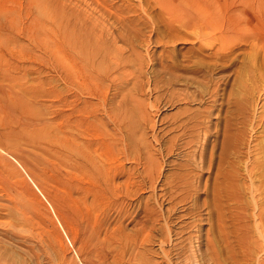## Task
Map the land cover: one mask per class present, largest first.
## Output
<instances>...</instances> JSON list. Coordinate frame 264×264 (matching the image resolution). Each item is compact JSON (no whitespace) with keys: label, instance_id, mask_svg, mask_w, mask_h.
<instances>
[{"label":"rangeland","instance_id":"obj_1","mask_svg":"<svg viewBox=\"0 0 264 264\" xmlns=\"http://www.w3.org/2000/svg\"><path fill=\"white\" fill-rule=\"evenodd\" d=\"M202 2L0 0V264L264 262V0Z\"/></svg>","mask_w":264,"mask_h":264},{"label":"bare ground","instance_id":"obj_2","mask_svg":"<svg viewBox=\"0 0 264 264\" xmlns=\"http://www.w3.org/2000/svg\"><path fill=\"white\" fill-rule=\"evenodd\" d=\"M218 0H203L202 4H201V9L199 11V13H205V17H208L210 15V13H214L216 10H217V7H215V3H217ZM202 5L205 7H202ZM207 13H209V15H207ZM261 29H264V26L261 27ZM260 29V30H261ZM98 30V29H97ZM264 31V30H263ZM264 34V33H263ZM59 35V34H58ZM263 36V35H262ZM261 41L263 42L264 44V39L263 38H260ZM58 43V42H57ZM62 44H60L58 47H59V51L61 53H63L65 55V52L68 48H71V54L69 56L70 59H67L65 61V63H63V66H60V71H69V72H75L76 71V57L73 53V49H74V46H73V42L69 41V38L67 37L66 40L62 41L61 42ZM61 59L63 60L64 59V56L61 55ZM68 76V75H67ZM68 102V101H67ZM262 169V168H261ZM264 170V168L262 169V171ZM249 174L251 173V170L249 169L248 170ZM262 173V172H261ZM252 176V175H251ZM221 185H218V189H222L221 187H219ZM257 192H262V191H258V188H254ZM263 189V188H262ZM223 190V189H222ZM224 191L226 192V189H224ZM258 203L260 204H257L258 206L256 207L258 209L259 207V212H258V219L260 220L261 218L264 217V200H261V201H258ZM257 215V214H256ZM191 243L189 242V245H188V250H189V255H188V258L190 259H193L194 258V252L193 250H191ZM215 248V247H212V249ZM216 249V248H215ZM219 253V251H217ZM216 253V252H214ZM188 254V253H187ZM214 255V254H213ZM217 256L220 257V255L216 253V258ZM184 257V256H183ZM218 257V258H219ZM187 259V258H186ZM148 262V261H147ZM147 264V263H146ZM260 264H264V262H261Z\"/></svg>","mask_w":264,"mask_h":264}]
</instances>
